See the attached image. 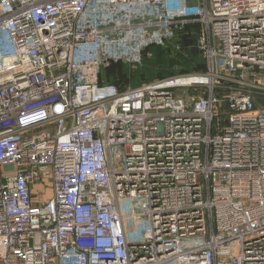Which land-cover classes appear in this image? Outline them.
Returning a JSON list of instances; mask_svg holds the SVG:
<instances>
[{
    "label": "built area",
    "instance_id": "obj_1",
    "mask_svg": "<svg viewBox=\"0 0 264 264\" xmlns=\"http://www.w3.org/2000/svg\"><path fill=\"white\" fill-rule=\"evenodd\" d=\"M0 264H264V0H0Z\"/></svg>",
    "mask_w": 264,
    "mask_h": 264
},
{
    "label": "trees",
    "instance_id": "obj_2",
    "mask_svg": "<svg viewBox=\"0 0 264 264\" xmlns=\"http://www.w3.org/2000/svg\"><path fill=\"white\" fill-rule=\"evenodd\" d=\"M190 30H193V28H190ZM186 35H187L186 38L184 35L180 39V44L182 45V47H185L188 44H193L196 40L195 34L188 33ZM146 51L147 52L149 51L151 53V56L144 54L140 64H137L135 66H133L132 64L124 63L122 61H116L111 63L108 67L104 69V71L107 72L106 73L107 79H101L100 76L99 80L101 82L106 80L107 81L106 83L113 84L119 90H121L127 87L137 86L142 82L150 81L152 79L165 77L167 75L166 70L165 71L160 70L157 74L152 73V69H154L156 66L159 65L162 66L164 64L163 59H164V55L166 54L164 49H162L160 46H150L146 49ZM197 51L192 50V52L189 53L185 52V54L182 55L178 53L176 55L179 57L178 63H181V66L183 67L182 69L183 72H191L197 69H198L197 71L204 70L205 61L201 53L199 51L197 53ZM155 58H157V61ZM143 63H144L143 70L138 69V66L141 67ZM169 73L172 74L174 73V71H169ZM140 75L143 76V79L142 77H140ZM144 76H146L145 79Z\"/></svg>",
    "mask_w": 264,
    "mask_h": 264
},
{
    "label": "rangeland",
    "instance_id": "obj_3",
    "mask_svg": "<svg viewBox=\"0 0 264 264\" xmlns=\"http://www.w3.org/2000/svg\"><path fill=\"white\" fill-rule=\"evenodd\" d=\"M185 35V38L187 37V35L186 34H184ZM182 36V35H181ZM191 36V35H190ZM194 46V43L193 44H188V45H186L184 48H185V51L186 52H192V50L193 51H195L196 49L193 47ZM195 49V50H194ZM165 51V50H164ZM197 51V50H196ZM166 53V52H165ZM197 53H198V51H197ZM178 56H176V53L175 52H171V51H169V53H166L165 55H164V61H163V65L162 66H156L154 69H152V73H154V74H157L160 70H166L167 71V75L165 76V77H170V76H174V75H178V74H182V73H187V72H183L182 71V69H183V67L181 66V63H178ZM156 59V61H157V58H155ZM159 60V59H158ZM161 60V59H160ZM143 66H144V63H143V65L141 66V67H139L138 66V69H142L143 70ZM105 69V68H104ZM104 69H102L101 70V72H100V76H101V79H107V75H106V71H104ZM174 71V73H169V71ZM198 70V69H197ZM197 70H194V71H197ZM192 72V71H191ZM147 74V73H146ZM111 76H113V75H111ZM146 76H148V75H146ZM146 76H144V79H145V77ZM109 77V76H108ZM140 77H142V79H143V76H141L140 75ZM110 78V77H109ZM107 81L106 80H104L102 83H106ZM179 90H181V89H178V90H175V91H179ZM188 93H189V90H187V95H188ZM178 94V93H177Z\"/></svg>",
    "mask_w": 264,
    "mask_h": 264
},
{
    "label": "bare ground",
    "instance_id": "obj_4",
    "mask_svg": "<svg viewBox=\"0 0 264 264\" xmlns=\"http://www.w3.org/2000/svg\"><path fill=\"white\" fill-rule=\"evenodd\" d=\"M179 83H182V82H179Z\"/></svg>",
    "mask_w": 264,
    "mask_h": 264
}]
</instances>
